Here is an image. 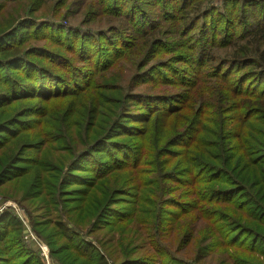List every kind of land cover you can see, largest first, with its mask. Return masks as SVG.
Masks as SVG:
<instances>
[{
    "label": "trees",
    "instance_id": "trees-1",
    "mask_svg": "<svg viewBox=\"0 0 264 264\" xmlns=\"http://www.w3.org/2000/svg\"><path fill=\"white\" fill-rule=\"evenodd\" d=\"M4 1L0 14L14 0ZM212 1L84 0L100 9L98 17L104 15L108 17L105 22H113L106 29L27 18L23 25L30 24L31 33L46 44L28 48L22 37L17 39L15 29L0 36V65L12 69L15 76L23 73L21 81L10 83L9 93L0 94V106L14 100L48 101L92 93L108 73L104 89L113 97L125 96L127 89L128 104L105 100L87 114L93 117L89 126L87 119L79 128L74 160L88 163L86 167L77 163V167L90 175L75 177L83 187L79 190L83 203L98 208L97 217L104 213L111 222L109 229L123 233L127 245L153 235L163 239L172 224L189 245L193 233L200 230L199 223L204 222L211 225L202 239L207 242L223 228L224 221L230 222L236 239L243 232L241 239L228 240L230 249L243 250L248 259L259 260L263 254L256 251V244L264 243V0H223L220 6L208 5ZM220 50L228 58H221ZM34 55L43 62L31 58ZM163 56L168 58H160ZM126 61L131 66L122 70ZM124 71H132V75ZM133 82L150 91L136 90ZM164 84L181 90L154 92ZM200 91L204 94L197 98ZM214 92L217 103L208 104L211 96L206 94ZM45 111L32 106L21 117L41 119ZM187 112L192 114L189 120ZM230 113L234 116H228ZM40 119L32 120L37 124L30 128L25 123L12 128L16 120L1 122L0 131L7 136L0 137V149L8 140L34 129V136L43 135L44 142L52 143V136L44 134L51 123ZM185 120L188 126L165 140L162 132H169L173 121ZM228 121L234 130L230 131ZM120 137L138 138L140 145L137 148L128 140H117ZM103 143L109 145L106 154L113 164L108 160L101 164L93 154ZM29 145L30 149L38 147ZM20 171L4 177H20ZM130 173L137 183L133 197L124 198L130 208L126 205L109 216L107 208L116 204L111 195L125 193L117 192L116 185L122 180L129 185ZM180 185L188 189V200L170 202ZM93 189L102 201L87 199ZM167 205L173 206L171 213L165 211ZM221 206L229 207L230 213ZM150 217L153 219L146 221ZM15 222L9 213L0 219V242ZM135 233L138 238L133 237ZM250 242L256 243L255 248L248 246ZM75 244L84 256L97 254L94 264H107L92 244L79 240ZM125 252L123 261L133 264L131 252ZM204 258L197 251L195 262ZM17 260L18 256L13 261Z\"/></svg>",
    "mask_w": 264,
    "mask_h": 264
},
{
    "label": "rangeland",
    "instance_id": "rangeland-1",
    "mask_svg": "<svg viewBox=\"0 0 264 264\" xmlns=\"http://www.w3.org/2000/svg\"><path fill=\"white\" fill-rule=\"evenodd\" d=\"M66 1H11L5 5L3 12L0 14V36L15 29L14 31H18L17 39L22 37L25 42L24 46L30 48L44 45L46 42L35 38V33H31L33 29L30 24L23 25L24 23L22 22L27 18L34 20L51 19L56 23L68 22L71 26H83L91 29H106L110 24H113V22L109 24L105 22L107 21V16H97L100 14L97 12L100 9L94 6L93 3L84 2V0ZM3 2L5 1L0 0V6H2ZM222 2L223 0H213L207 3L208 5L220 6ZM254 13L257 14L256 11ZM240 24L241 22L238 26ZM22 25L29 30L23 29ZM23 30L25 32H22ZM221 50L219 51L221 58H228V56H225V49ZM31 58L35 61L43 62L36 55ZM160 58H168V56ZM0 59H3L1 55ZM126 62L122 70L130 68V61ZM11 71L12 69L0 65V94L9 93L12 88L10 83L17 82L14 80H22L23 73L18 72L19 75L15 76L10 73ZM124 72L132 75V71ZM11 78L13 79L11 80ZM108 82L109 76L107 73L99 80L98 88L92 93L85 92L78 96H67L60 99L52 98L48 101L33 98L14 100L9 105L0 106V123L8 119L16 120L14 121L16 124L12 127L14 129L21 123H25L24 127L26 128L33 127L37 122L31 121L40 119L36 116L21 117V113L26 108L32 106L44 108L47 113L40 120H48L51 123L49 131L44 134H50L49 136L53 138L52 143L49 141L44 142L43 135L40 137L33 135L36 132L34 129L30 132L21 133L18 138L8 140L3 145L4 148L0 149V219L5 213H9L16 221V224L8 230L4 241L0 242V264H4V262H7L5 264H13V262H16V264H94V259L99 258L97 254L93 252L91 257L90 255H82L78 251L75 240H79L83 244H92L97 248L98 254L104 257L107 264H130L123 261L125 250L131 252L129 255L133 264H264V243H258V245L254 242L247 243L250 248H255L256 244V251L263 254L262 257H258L259 260L248 259V254L243 252V250L230 249L228 240L234 241L243 237L242 232L239 233L236 239V236L232 233L235 227H232L233 225L230 222L224 221L225 225H223V228L207 242H203L202 239L211 225L208 222H204L203 224L199 223L200 230L197 233H193L194 241L189 245L187 241L182 239L183 235L180 231L178 229L175 230L174 224L170 226L169 234L163 239L162 236L160 237L161 239H158L153 235L152 237H147L144 241L133 240L127 245L128 241L127 239L124 240L123 233L120 234L115 228L109 229L108 225L111 222H109L108 218H104V213L97 217L98 208L94 210L91 205H86V202L83 203L84 197H81V192L79 191L83 187L75 182L77 180L75 177L82 176L81 179H83L90 177V175H87L88 172L85 169L77 167V163L85 167L88 163L74 160L78 150L75 145L77 135L80 136L79 128L82 124H85L87 119L86 123L88 125L86 127L89 126L93 117L88 118L87 114L90 115L89 111L97 109V104H104L105 100H112L113 104H128V100L125 97L127 89L124 92L125 96L113 97L108 93L107 89H104ZM122 82L120 81V83ZM216 85L222 86L217 83ZM132 86L138 91H150L147 86L141 85L138 87L136 82H133ZM178 90L180 91L181 89L164 84L159 89L154 90V92L175 93ZM202 94L204 92L200 91L196 97L200 98ZM206 96H211L208 104L217 103V94L215 92L206 94ZM186 114L189 120L192 114L190 112ZM228 116L233 117L234 113H230ZM172 123L173 125L169 126V132H162L165 140L170 139L176 132L188 126L187 120L183 122L173 121ZM228 124H231L230 131L234 130L232 122L228 121ZM161 127L162 123L158 128ZM5 134L4 131H0V137L7 136ZM117 140H128V144L137 148L140 145L138 138L120 137ZM29 143L38 147L30 149ZM107 147L109 148V145L103 143L99 150L93 153L101 164H104L107 160L111 164L114 162L106 154ZM120 155L122 156L123 154ZM25 160L30 163L25 164ZM17 170H21L22 176L17 178L13 175L4 177L8 172ZM125 172L122 171L121 174L126 176ZM132 178L134 177L130 173L129 185L125 186V180L116 185L118 188L116 189L118 190L117 192L125 190L123 191L125 195H120L119 193H117L119 195H111L114 200L111 202L116 204L107 208L111 210L108 213L109 216L113 215V211H121L125 208L129 200H124V198L133 197L137 183ZM130 190H133V193H130ZM94 197L100 201L103 199L96 189H93L91 193L89 192L87 199ZM177 199L188 200V189L185 186L180 185V191H176L171 196L170 202ZM126 208H130V206L127 205ZM165 208V211L169 213L173 211L172 205H167ZM221 208L224 212L230 213L229 207L221 206ZM88 210L90 211L89 213L87 212ZM144 217L148 216L144 215ZM152 219L150 217L146 221ZM186 219H188V215ZM15 226L18 229L15 230ZM135 232L137 231L135 230ZM138 235V233H135L133 237L138 238ZM216 244H218V247ZM200 249L203 251H200ZM205 249L206 251H204ZM197 251L201 253V256H205L204 260L199 263L195 262ZM250 255L253 257L252 254ZM17 256L18 260L13 261Z\"/></svg>",
    "mask_w": 264,
    "mask_h": 264
}]
</instances>
